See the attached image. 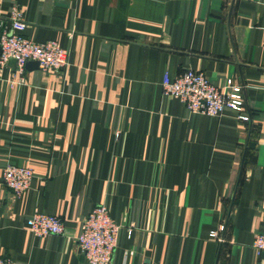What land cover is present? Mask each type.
Here are the masks:
<instances>
[{
  "label": "crops",
  "instance_id": "1",
  "mask_svg": "<svg viewBox=\"0 0 264 264\" xmlns=\"http://www.w3.org/2000/svg\"><path fill=\"white\" fill-rule=\"evenodd\" d=\"M68 49L62 71L0 68V258L87 264L76 238L105 205L120 226L110 264H264V0H0V31ZM202 71L244 86L249 121L190 113L162 76ZM29 167V188L2 183ZM34 210L63 235L35 237ZM131 235L127 236V230Z\"/></svg>",
  "mask_w": 264,
  "mask_h": 264
},
{
  "label": "built area",
  "instance_id": "2",
  "mask_svg": "<svg viewBox=\"0 0 264 264\" xmlns=\"http://www.w3.org/2000/svg\"><path fill=\"white\" fill-rule=\"evenodd\" d=\"M22 10L13 8L10 14L11 26L0 31V68L9 59L15 60V68L8 79L9 85H23L26 81L25 65L37 61L43 71H62L68 64V49L54 40L33 41L23 35L26 23ZM162 92L177 98L190 113L219 116L224 109L235 113L241 121H249L244 86L232 78H226L220 86L213 83L202 71L185 69L175 78L168 72L162 76ZM33 177L29 167L7 165L2 171V183L15 196L25 192ZM27 229L32 236L45 237L63 235L64 226L58 217L34 210L27 220ZM120 226L111 218L105 205L93 208L84 218L76 242L87 264H110L116 247ZM131 229L127 230V236ZM252 248L257 256H264V232L255 235ZM0 264H18L10 258H0Z\"/></svg>",
  "mask_w": 264,
  "mask_h": 264
},
{
  "label": "water",
  "instance_id": "3",
  "mask_svg": "<svg viewBox=\"0 0 264 264\" xmlns=\"http://www.w3.org/2000/svg\"><path fill=\"white\" fill-rule=\"evenodd\" d=\"M9 63H12L15 67V60L14 59H9L8 61ZM26 68H33V67H36L38 68V62L37 61H29L26 63L25 65Z\"/></svg>",
  "mask_w": 264,
  "mask_h": 264
}]
</instances>
